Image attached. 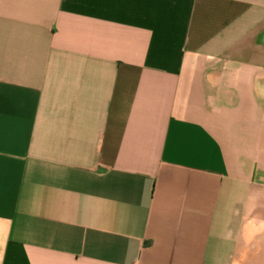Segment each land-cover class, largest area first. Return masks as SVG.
<instances>
[{"label": "crops", "instance_id": "0c3cea01", "mask_svg": "<svg viewBox=\"0 0 264 264\" xmlns=\"http://www.w3.org/2000/svg\"><path fill=\"white\" fill-rule=\"evenodd\" d=\"M0 264H264V0H0Z\"/></svg>", "mask_w": 264, "mask_h": 264}]
</instances>
